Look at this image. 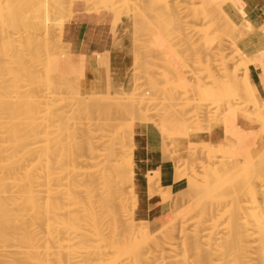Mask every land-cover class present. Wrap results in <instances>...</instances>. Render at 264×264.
<instances>
[{
  "label": "bare ground",
  "instance_id": "6f19581e",
  "mask_svg": "<svg viewBox=\"0 0 264 264\" xmlns=\"http://www.w3.org/2000/svg\"><path fill=\"white\" fill-rule=\"evenodd\" d=\"M85 1L114 11L115 24L131 14L127 0ZM146 1L178 30L153 46L174 56L162 107L155 89L122 94L118 70L104 90L84 74L117 64L127 34L90 61L63 38L73 0H0V264H264V135L256 146L240 123L244 113L264 127L250 74L259 66L264 85V25L229 0ZM136 121L157 125L174 178L186 180L173 192L147 172L148 193L172 206L156 229L134 213ZM211 122L217 133L196 139Z\"/></svg>",
  "mask_w": 264,
  "mask_h": 264
},
{
  "label": "crops",
  "instance_id": "0c3cea01",
  "mask_svg": "<svg viewBox=\"0 0 264 264\" xmlns=\"http://www.w3.org/2000/svg\"><path fill=\"white\" fill-rule=\"evenodd\" d=\"M241 3L246 7L245 19L256 28L263 26L264 0H241ZM63 38L70 44V49L73 53L87 54L90 61L98 59L96 52L110 50L113 46L112 44H114L113 37L110 34V25L106 22L104 14L83 11L73 13V8L71 19L64 24ZM250 69L252 80L259 91L264 93V85L260 78L261 68L257 65H251ZM84 74L87 78L94 77L96 80L100 79L101 81L104 77V70L103 68L90 65L85 69ZM135 127L134 137L137 147L135 149L134 181L139 202L135 207L134 213L137 219L148 221L149 227L156 229L171 219L172 206L165 203L160 194L151 195L148 193L147 172L151 170L159 171L162 186H170L173 192L183 188L186 180H176L174 178L175 160L172 157H165L162 134L157 125L136 121ZM218 127H220L219 123H212L209 130L197 132L194 137L196 139L209 138L211 134L217 133ZM183 141L186 145L188 139L183 138ZM172 152H174V148Z\"/></svg>",
  "mask_w": 264,
  "mask_h": 264
},
{
  "label": "rangeland",
  "instance_id": "374dc122",
  "mask_svg": "<svg viewBox=\"0 0 264 264\" xmlns=\"http://www.w3.org/2000/svg\"><path fill=\"white\" fill-rule=\"evenodd\" d=\"M122 1L126 2V0H121L120 2H122ZM229 1H230L229 4H231V2L233 3L232 6L234 5V2H235V6L237 5L239 7H241V6L244 7L243 4L240 2L241 0H229ZM164 2H165V0H159V5L162 6L164 4ZM86 3H87V1H85V0H73V4H72L73 13H75L77 11H81V12L83 11V12H96V13L104 14L106 22L109 23V25H110V34L113 37V41H114V32H116L117 30L120 31V33H122L123 35L127 34L126 35L127 36L126 41L123 40L122 42L119 43V45H121V46L119 47V51L117 54L118 59H116V61H115L117 64H114V62H110L109 67H106V65L100 66V68H103V70H104V77L100 81L102 84V90H104L106 88L108 81H109V78H111V80H112L113 76L116 75L117 70H118L119 77H120L118 90L122 94L139 95V94H142V92H145L146 89H150V88L155 89L157 94L159 93V95H158L159 97L156 100L158 103L157 107H162L161 103L164 101V100H161L163 97L162 95H165L167 93L166 89L168 86H170L169 83L167 82L168 80H167V77L165 74L169 69L174 70L175 64H173V62L171 63V61H169V59L171 60V57H174V56L169 55L166 58L162 55L163 51H161L160 49H159L160 51L157 50V52L154 56H152V53H153L154 47H158L157 45H159V47H161L162 41L165 39V37H169V36H172L173 34L178 33L177 32L178 30H176V31L172 30L173 29L172 27L174 25H172L171 19L167 18V20H163L161 18L163 12H158V17L155 16L153 13L156 11L151 8L150 3L146 0H144L142 2V4H137L135 0H127L126 3L128 4L129 12H131V14L128 15L127 13H123V18L121 20H119L117 22V24H115L114 21H115L116 14L114 11L106 8L104 5L99 6L98 4H95L91 7H89L88 4L86 5ZM95 7L97 8V10ZM90 10H92V11H90ZM124 12H125V10H124ZM135 14H136V16H135ZM136 24H137V26H136ZM169 25H171V26L169 27ZM182 29L185 33L187 31H189V28H186V27H183ZM158 31L161 32L160 33L161 35L158 33ZM192 32L193 31H190L189 33H192ZM195 36H196V34H195ZM142 37H144V38H142ZM127 39H129V41H127ZM139 39L142 42H139ZM134 43H137V44L134 45ZM151 47H153V48H151ZM176 47H177V45L174 46V48H176ZM105 51H108V50H105ZM105 51H103V52H105ZM149 51H150V53H149ZM154 53H155V51H154ZM81 55H85V54H81ZM139 55H142V56H139ZM165 55L167 56V53ZM177 58L178 57L175 56V58H174L175 61L172 59L174 61V63L176 62ZM135 61H136V63H135ZM141 61H143V62H141ZM168 63L170 64L169 67H171V68L168 67V65H167ZM154 65H156V66H154ZM72 78H73V79H71L72 81H75V80L79 81V79H80L79 78V72H74ZM94 87L97 88L99 86H97V85L94 86V85L90 84V89L92 90V92L96 91V89ZM133 87H134V89H133ZM262 94L264 95V93H262ZM243 114L242 113L240 114V123H242V126H244L246 128H249V127L253 128V132L256 133V135H257V137L255 138L256 139V146H259L261 141L263 140L262 136L264 135V127L261 125V121L258 120L256 117L251 116V115H247V114H246V116H243ZM214 122H216V121H214ZM149 124H152V123H149ZM206 130H208V129H206ZM206 130H203V131H206ZM256 146H255V144L253 146H251L252 147L251 152L253 155L257 154V148H254ZM190 150H195L197 152V154L200 153L199 147L196 144H194L190 148ZM238 154L240 156L241 155L243 156L242 153H238ZM231 155L232 154L230 152H227V157L230 158ZM185 185H186V181L184 182V186ZM190 227L191 226H189L188 228H190ZM176 235H177V239L180 242H182L184 235L181 234L178 229H177Z\"/></svg>",
  "mask_w": 264,
  "mask_h": 264
}]
</instances>
